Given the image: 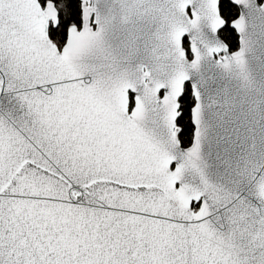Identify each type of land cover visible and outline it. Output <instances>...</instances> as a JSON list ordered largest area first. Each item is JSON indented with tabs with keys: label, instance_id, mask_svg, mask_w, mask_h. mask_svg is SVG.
Listing matches in <instances>:
<instances>
[{
	"label": "snow or ice",
	"instance_id": "6c2138e0",
	"mask_svg": "<svg viewBox=\"0 0 264 264\" xmlns=\"http://www.w3.org/2000/svg\"><path fill=\"white\" fill-rule=\"evenodd\" d=\"M231 2L236 51L211 39L224 0H0L13 105L0 107V264H264V212L208 178L196 84L194 142H181L185 82L205 59L248 71L264 3ZM117 18L150 26L146 63H122ZM245 182L264 203V167Z\"/></svg>",
	"mask_w": 264,
	"mask_h": 264
},
{
	"label": "water",
	"instance_id": "95a60500",
	"mask_svg": "<svg viewBox=\"0 0 264 264\" xmlns=\"http://www.w3.org/2000/svg\"><path fill=\"white\" fill-rule=\"evenodd\" d=\"M256 2L264 3V0ZM235 5L240 14L242 8ZM100 6L102 10L106 7H119L118 0H100ZM252 20L250 35L253 47L248 54V71L243 76L225 73L216 60L205 59L201 73L193 74L192 79L185 82V86L190 84L195 104L196 90L193 84H196L205 106L208 131L201 145V153L208 178L217 186L228 188L234 195L247 199L253 209L264 212V203L252 198L245 182L249 173L264 167V17L254 15ZM230 25L233 27L231 22ZM234 29L239 35V49L240 33ZM112 32L113 44L121 52V61L125 66L132 67L147 62L146 52L153 42L150 26L140 24L139 21L125 24L117 18L113 22ZM191 35L189 33L184 37V47L189 51V58ZM185 39L189 43V49L185 45ZM211 39L217 43H226L220 33L218 38ZM237 49L229 48L230 51ZM9 99L7 95L0 93V107H13ZM194 119L191 110L193 139L187 146L182 144L185 150L194 142Z\"/></svg>",
	"mask_w": 264,
	"mask_h": 264
},
{
	"label": "trees",
	"instance_id": "16d2710c",
	"mask_svg": "<svg viewBox=\"0 0 264 264\" xmlns=\"http://www.w3.org/2000/svg\"><path fill=\"white\" fill-rule=\"evenodd\" d=\"M79 2V0H77ZM224 15L228 19L229 23L220 32L222 38L229 45L231 50H235L239 47V35L236 30L231 27L230 22L239 14V8L235 4H232L231 0H224ZM186 47L189 49L188 41H185ZM189 53V51H188ZM195 99L192 93V89L189 83L186 84L184 90V96L182 99V114L183 118L180 121L181 124V142L184 146L189 145L193 139L194 125L191 120V110L194 105Z\"/></svg>",
	"mask_w": 264,
	"mask_h": 264
},
{
	"label": "flooded vegetation",
	"instance_id": "af4514ba",
	"mask_svg": "<svg viewBox=\"0 0 264 264\" xmlns=\"http://www.w3.org/2000/svg\"><path fill=\"white\" fill-rule=\"evenodd\" d=\"M185 41H187V39H185ZM181 130H182V128H181Z\"/></svg>",
	"mask_w": 264,
	"mask_h": 264
}]
</instances>
